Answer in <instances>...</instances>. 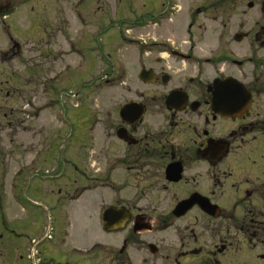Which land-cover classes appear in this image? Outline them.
Instances as JSON below:
<instances>
[{"label": "flooded vegetation", "instance_id": "obj_1", "mask_svg": "<svg viewBox=\"0 0 264 264\" xmlns=\"http://www.w3.org/2000/svg\"><path fill=\"white\" fill-rule=\"evenodd\" d=\"M155 1L90 11L88 0H0V142L37 138V157L69 176L74 81L87 98L95 69L104 83L123 77L126 95L101 108L97 154L85 157L99 186L73 198L115 195L99 213L126 234L111 259L136 245L127 264H264V0ZM150 24L162 32H139ZM123 25L140 33L126 41L131 76L116 58ZM57 104L62 125L42 137L45 122L26 117Z\"/></svg>", "mask_w": 264, "mask_h": 264}, {"label": "rangeland", "instance_id": "obj_2", "mask_svg": "<svg viewBox=\"0 0 264 264\" xmlns=\"http://www.w3.org/2000/svg\"><path fill=\"white\" fill-rule=\"evenodd\" d=\"M98 3H106V9L112 10L115 9L117 0H88L85 10H95ZM153 4L161 11L166 0H157ZM177 14L182 16V12ZM85 18L93 20L91 15H85ZM73 26L74 29L78 27L75 22ZM150 28H154L155 36L162 32L159 30L157 33L155 24L148 25L146 29H139V32L146 30L147 34ZM88 30L91 32L92 27H88ZM119 31L121 44L116 58L122 66L127 67V74L131 76L134 72L132 59L137 51L126 41L140 33L128 25H123ZM115 36L117 37V33L112 35ZM97 79L95 69L91 73L88 87L90 93L87 98L81 93L80 85L74 81L73 93L79 89V94L77 96L74 94L71 99L64 102V105L71 107L69 108L71 113L66 116L69 128L73 131L70 148L66 146L68 153H73V165L69 176L56 175L53 170L54 163L43 161L42 153L37 157V149L33 146L37 138H32L25 146H21L18 136L14 140L5 138L0 142V264H32V260L27 258L31 240L42 237L49 223L53 228L52 238L42 240L37 246L39 264H127L126 258L134 254L136 245L130 246L122 253L120 257L124 263L111 259L117 255L116 251L126 234L104 230L99 213L102 203H109L111 198H115L114 194L102 189L89 190L73 200L79 196V193H75L80 186L85 184H89L86 187L99 186L96 179L98 175L94 172L97 165L95 163V166L90 167L86 173L85 157L89 152L93 160L97 154V122L101 108L112 105L119 96L126 95V86L123 82L126 80L123 77L119 79L117 75L115 81L110 80L106 83ZM81 104H83L81 107H76ZM59 106L60 104H57L50 110L41 111L38 119L34 117V108L30 109L26 121L29 120L32 126L37 122H45L48 129L42 131V137L52 129L53 132H56V129L58 132L62 125ZM93 124L94 130H91ZM92 138L93 144L89 146L88 142H91ZM66 142L63 140L62 145L58 146H64ZM86 175H89L90 180L85 178ZM141 235L149 239L147 232ZM97 243L100 245L96 246Z\"/></svg>", "mask_w": 264, "mask_h": 264}, {"label": "water", "instance_id": "obj_3", "mask_svg": "<svg viewBox=\"0 0 264 264\" xmlns=\"http://www.w3.org/2000/svg\"><path fill=\"white\" fill-rule=\"evenodd\" d=\"M114 227H109L108 229H113Z\"/></svg>", "mask_w": 264, "mask_h": 264}]
</instances>
